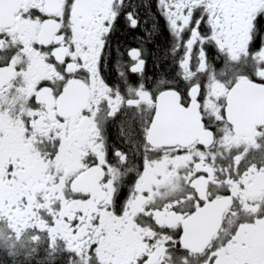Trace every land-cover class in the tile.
Returning a JSON list of instances; mask_svg holds the SVG:
<instances>
[{
	"label": "snow or ice",
	"instance_id": "snow-or-ice-1",
	"mask_svg": "<svg viewBox=\"0 0 264 264\" xmlns=\"http://www.w3.org/2000/svg\"><path fill=\"white\" fill-rule=\"evenodd\" d=\"M0 264H264V0H0Z\"/></svg>",
	"mask_w": 264,
	"mask_h": 264
},
{
	"label": "trees",
	"instance_id": "trees-1",
	"mask_svg": "<svg viewBox=\"0 0 264 264\" xmlns=\"http://www.w3.org/2000/svg\"><path fill=\"white\" fill-rule=\"evenodd\" d=\"M124 39H127L126 37H124Z\"/></svg>",
	"mask_w": 264,
	"mask_h": 264
},
{
	"label": "flooded vegetation",
	"instance_id": "flooded-vegetation-1",
	"mask_svg": "<svg viewBox=\"0 0 264 264\" xmlns=\"http://www.w3.org/2000/svg\"><path fill=\"white\" fill-rule=\"evenodd\" d=\"M133 46H135V45L133 44Z\"/></svg>",
	"mask_w": 264,
	"mask_h": 264
}]
</instances>
